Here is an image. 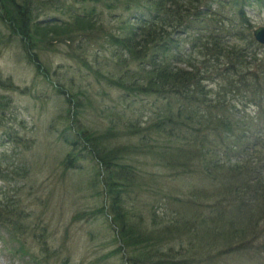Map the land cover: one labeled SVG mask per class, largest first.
I'll use <instances>...</instances> for the list:
<instances>
[{"label": "rangeland", "instance_id": "1", "mask_svg": "<svg viewBox=\"0 0 264 264\" xmlns=\"http://www.w3.org/2000/svg\"><path fill=\"white\" fill-rule=\"evenodd\" d=\"M231 1L129 0L125 8L99 3L82 8L81 0H41L43 18L75 34L54 47L42 46L49 49L41 55L45 79L37 77L16 46L0 47L1 77L28 88L27 93H0L14 97L11 114L25 119L23 134L36 141L28 154L37 178L32 205L47 220L48 237L61 251L62 263L96 264L116 245L100 217L92 223L73 219L97 197L95 190H72V195L68 179L61 176L70 147L49 127L51 117L66 115L68 104L53 87L90 94L95 109L89 119L120 130L121 141L140 151L143 167L179 190L197 187L203 165L233 171L264 156V112L254 102L258 97L264 107V43L254 37L264 27V0H249L246 23ZM139 4L149 18L133 15ZM181 17L184 25L175 29ZM180 30L185 33L177 35ZM215 122L225 128L226 141L213 140L214 146L205 149L195 146L200 153L195 157V132ZM87 178L86 172L70 180ZM14 247L7 235L0 238V264L30 260L16 257ZM219 264L247 261L230 256Z\"/></svg>", "mask_w": 264, "mask_h": 264}, {"label": "trees", "instance_id": "2", "mask_svg": "<svg viewBox=\"0 0 264 264\" xmlns=\"http://www.w3.org/2000/svg\"><path fill=\"white\" fill-rule=\"evenodd\" d=\"M40 1L0 0V47L16 46L37 77L45 79L41 55L49 49L42 46L54 47L75 34L56 20L43 18ZM90 1L118 7V0ZM1 76L0 89L28 92L27 87ZM54 88L68 104L66 115L51 117L49 127L70 147L61 162V176L68 179L71 193L95 190L97 197L88 210L79 208L73 219L92 223L100 217L118 247L96 264L109 260L119 264H219L230 256L247 264H264V156L233 171L203 165L198 169L197 187L179 190L156 180L143 167L140 151L121 141L120 130L97 126L89 119L95 109L90 94ZM13 98L0 93V238L7 235L15 242L16 257L28 256L30 260L22 264H64L61 251L48 237L47 220L32 205L37 178L31 173L28 154L36 141L23 134L28 128L25 119L11 114ZM254 102L263 113L262 101L255 97ZM261 117L264 120V114ZM222 127L215 122L197 129L195 157H200L198 149L214 146L213 140L226 141ZM82 161L88 166H82ZM86 172V180H70Z\"/></svg>", "mask_w": 264, "mask_h": 264}, {"label": "bare ground", "instance_id": "3", "mask_svg": "<svg viewBox=\"0 0 264 264\" xmlns=\"http://www.w3.org/2000/svg\"><path fill=\"white\" fill-rule=\"evenodd\" d=\"M81 1L84 2L82 5H80L82 8L83 7L88 8L89 6L90 7L92 6L91 4H94L90 0H81ZM130 1H132V0H130ZM128 2H129V0H118V7L125 8L127 6V5L125 6V4H127ZM231 2H233L232 4L235 7V9L238 10V14L242 18L243 23H246L249 20L248 16L246 15V8L248 7V5H251V3L249 4V0H232ZM141 7L142 6H140V4H139L136 8H134V10H133V13L134 14L133 15H135V14H142L145 19L149 18L151 14L146 13L143 10V8H141ZM239 16H238V18H239L240 24L242 25V21H241V18ZM41 21H42V19H41ZM182 25H184V18L181 17V18H178L177 19L174 27H175V29H178ZM184 33H185V30H180V31L177 32V35L178 34H184ZM211 35H215V34H211ZM254 37L257 39V37L255 35V32H254ZM147 39L148 38L144 36V38L142 40L145 42V41H147ZM261 43H263V42H261ZM160 82L162 83L161 80H160Z\"/></svg>", "mask_w": 264, "mask_h": 264}, {"label": "water", "instance_id": "4", "mask_svg": "<svg viewBox=\"0 0 264 264\" xmlns=\"http://www.w3.org/2000/svg\"><path fill=\"white\" fill-rule=\"evenodd\" d=\"M255 35L260 42L264 43V27H259L255 30Z\"/></svg>", "mask_w": 264, "mask_h": 264}]
</instances>
